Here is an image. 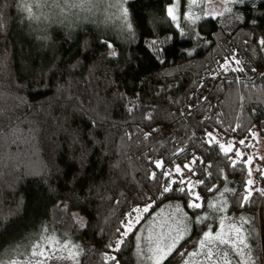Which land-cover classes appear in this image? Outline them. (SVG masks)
Segmentation results:
<instances>
[{
  "label": "trees",
  "instance_id": "trees-1",
  "mask_svg": "<svg viewBox=\"0 0 264 264\" xmlns=\"http://www.w3.org/2000/svg\"><path fill=\"white\" fill-rule=\"evenodd\" d=\"M23 2L0 0V251L40 233L38 241L47 229L80 246V264H135L141 224L125 235L129 216L179 200L183 214L209 217L163 262L180 264L187 255L177 252L194 250L218 218L210 207L188 208L192 196L177 189L191 188L208 204L225 185L227 214L255 218L247 227L264 248V174L252 179L249 153L235 151L247 149L255 131L264 138V0L234 3L215 19L202 14L195 25L182 16L181 27L203 39L180 37L167 16L173 0H129L130 19L141 22L134 39L91 23L39 37ZM150 39L166 41L165 63L146 46ZM230 140L226 155L220 145ZM192 160L188 177L176 171ZM248 180L255 203L241 208ZM166 185L173 191L164 193Z\"/></svg>",
  "mask_w": 264,
  "mask_h": 264
},
{
  "label": "rangeland",
  "instance_id": "rangeland-1",
  "mask_svg": "<svg viewBox=\"0 0 264 264\" xmlns=\"http://www.w3.org/2000/svg\"><path fill=\"white\" fill-rule=\"evenodd\" d=\"M71 2L75 6L68 7L61 2L60 6L56 7L51 3V0H49L48 3L43 2V0H24L22 10L28 18L29 14L26 8L30 7L32 8V14L39 17V20H30L33 30L39 37L48 38L51 31L56 28L67 27L73 29L83 23H91L100 27L102 31L111 36L130 38L126 31H121L120 29L121 20L118 19V17H120L121 12L119 7L121 0H93L92 3H82V0H71ZM176 3L177 0H173L171 6ZM233 4L232 0H207V2L205 0L204 8L200 12L198 10L200 0H195L194 3L191 2V0H179V5L175 10L178 16V22H180L182 16L191 15L192 19H195L202 14L204 16H212L213 14L215 16L221 15V13L223 14L229 11L228 9L231 10ZM123 7L127 8V3L124 4ZM61 9H63V11H61ZM108 41L112 42L111 40ZM222 144L225 148L230 146L231 149H233L235 145L233 140L222 142ZM246 147L247 149L239 146L235 151L236 153H240L238 156L249 153L250 157L247 163L253 179L258 173L264 174V138L259 132L255 131L249 145ZM192 161L187 164L189 167H192L194 164ZM186 169L187 168H184V171L180 169V174L183 177H188V171ZM222 192H220L211 203H215L217 207H220L226 201V209L224 211H214L210 208V210L212 214L218 218V229L216 231L221 230L220 221L223 219V231L227 236L230 230L229 226L231 224H236L239 227L241 221L238 219L239 217L227 214L228 202L225 197L221 196ZM146 207L149 208L148 212L143 211L145 207L134 209L126 224V227L130 225L132 230L141 224L136 237V248L133 251L135 264H154V260L150 259L152 256L151 249L158 242H170L168 234L176 228L177 222L183 215L182 203L179 200L166 203L154 211L151 210L152 206ZM247 225L248 224H245L243 226L244 229L251 230V225L248 227ZM211 230L213 233L216 232L213 229ZM39 235L40 233L32 238H30V235V237L20 242L15 241L4 250L13 246H20L19 252L23 253L24 256H28L23 257L22 255L13 253L12 258L19 260L21 264L29 260H32L33 264H36V262L40 260H43V264H77V261L78 264H80L81 248L77 243H73L66 239L60 240L56 235L47 231V229L44 231L43 236L37 241L36 238L39 237ZM65 244L68 245L67 248L63 247ZM36 245H39V248H36ZM34 249L37 252H43V256L33 257L31 253ZM197 250L198 246L192 251ZM70 253H79V255L76 259H72L69 258ZM185 259H189V257L187 256ZM236 259L237 258L233 256V264H236ZM203 260V256L191 258L192 264H201ZM180 264H183V262ZM218 264H223V260H219Z\"/></svg>",
  "mask_w": 264,
  "mask_h": 264
},
{
  "label": "snow or ice",
  "instance_id": "snow-or-ice-1",
  "mask_svg": "<svg viewBox=\"0 0 264 264\" xmlns=\"http://www.w3.org/2000/svg\"><path fill=\"white\" fill-rule=\"evenodd\" d=\"M43 2L48 3L49 0H43ZM64 3L68 7L75 6L71 0H51V3H53L56 7L60 6V3ZM93 0H82V3H92ZM191 2H195V0H191ZM207 2V0H206ZM233 3H244L246 0H232ZM128 3V0H121L120 2V17L118 19L121 20L120 29L121 31H126L130 38H135L136 30L138 27L141 26V22H137L134 24L132 20L129 18L130 14L127 8L123 7L124 4ZM179 5V0H177V3L174 4L171 7L167 8V16L171 19V21L175 24L176 28L179 30V35L181 38H188V31H191L194 33L193 39H203L201 34L195 30L194 27H191L188 29V31L185 30L184 27H181L180 23L178 22V16L176 14V8ZM230 11V9H228ZM26 11L28 12V19L29 20H39V17H36L32 14V8L28 7L26 8ZM63 11V9H61ZM222 15V13H221ZM216 16L213 14L212 19H215ZM239 18V17H238ZM184 19L190 20L192 25H195V23L200 19V17H196L195 19H192L191 15L185 16ZM173 37L169 35L166 37V40H172ZM166 41L157 39H150L146 42V46L153 51L154 58L157 59L161 64L165 63V60L162 56V53L164 52V49L161 47ZM104 44L108 49L111 51L109 52V55L116 56L117 52L115 50V46L110 41H104ZM260 44L264 46V40L260 41ZM191 55V52L188 53ZM237 64H239V61H236ZM240 71H243V69H240ZM255 71V69H253ZM260 75H264V73H261ZM8 99H14L20 103L23 102L22 98L20 97H12L8 96ZM4 102H5V93L0 91V138H2L5 133L3 131L4 125H3V119L5 117V110H4ZM18 106H10L15 107ZM8 119H12V117H8ZM10 131L15 132V128H12L10 126ZM155 131V130H154ZM208 136L211 137L212 134L208 133ZM214 140L215 138L212 137ZM240 143H244V141H240ZM220 148L227 153L231 151V147L225 148L224 145H220ZM237 155H240L239 152H237ZM196 161H192V163H195ZM250 162V161H249ZM156 167H161L160 162H155ZM235 166V163L233 164ZM186 168H189V171H192V169L189 167V165H185ZM177 172H180L179 166L176 168ZM195 174V173H193ZM249 175H251V172H249ZM3 176V173L0 172V177ZM153 178L155 177V173L152 174ZM175 183V182H173ZM198 183L203 184V180L199 181ZM247 184L249 188H247L245 191L247 192V195H243L240 200V207L243 208L245 204L249 203H255V201L251 200L252 197V191L251 186L254 184V181L248 180ZM192 187H195L194 185ZM170 191H173V189H170L167 185L164 187L163 192L168 193ZM182 194H187L192 196V199L187 204V207L192 210L201 209L202 207H210L214 211H224L226 209V201L224 204H222L220 207H217L215 203H208L203 204L200 203L201 197L198 194H194L189 188L186 192V189L184 187H180L177 189ZM206 191H214V188L211 186H208L206 188ZM229 188L225 185L223 188V192L221 193V196H223V193L229 192ZM260 195L264 196V190H259ZM235 195V193H233ZM144 212H148L149 208L145 207L143 209ZM207 216H201L198 212L196 213L195 218L189 217L187 213H184L180 220L177 222V226L173 231H170L168 234V237L170 239V242H158L155 244V246L151 249L152 256L150 259L154 260V264H163V261L166 260L169 256L172 255L173 252L176 251L177 247L181 244V241L185 240L190 234H191V228L195 225H202L204 222L208 219ZM138 219V218H137ZM241 223L238 227L236 224H231L229 226V232L226 236L225 232L223 231L224 228V221L221 219L220 226L221 230L216 231L213 233L211 229L208 231H203L201 238L197 241L198 250L192 251L190 253H185L184 251L177 252V255L184 257L187 255L189 259H185L183 261V264H192L191 258H195L197 256H203L204 260L201 261V264H218L219 260H223V264H233V256L236 257V264H259L261 260V256L258 254L259 252L264 251V248L261 247L260 244V235L256 231L255 228H252L251 230L244 229L245 224H250L253 222L255 218H248L245 216H240L238 218ZM81 223H83L81 221ZM207 227V225H205ZM132 232L131 226H127L125 229V235L127 233ZM121 244L124 243L123 240L120 241ZM20 246H13L7 250L0 251V264H21L19 260H16L12 258V254L16 253L19 255H23V253L19 252ZM36 248H39V245L35 246ZM63 247L67 248L68 245L65 244ZM116 251H119V247L115 249ZM31 255L33 257L36 256H43V252H37L35 249L32 251ZM79 255V253H70V257L72 259H76V257ZM47 259V258H46ZM112 260H116V257H111ZM24 264H33L32 260L25 261ZM36 264H43V260L37 261ZM78 264V261H77Z\"/></svg>",
  "mask_w": 264,
  "mask_h": 264
}]
</instances>
